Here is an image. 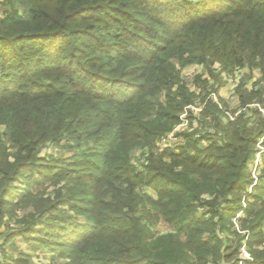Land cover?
<instances>
[{
    "label": "trees",
    "instance_id": "1",
    "mask_svg": "<svg viewBox=\"0 0 264 264\" xmlns=\"http://www.w3.org/2000/svg\"><path fill=\"white\" fill-rule=\"evenodd\" d=\"M210 2H0V226L26 211L3 235L32 253L0 255V264H34L41 250L59 264H239V213L254 259L242 264H264L255 247L264 243L263 176L249 192L264 139V114L250 105L264 106V89L238 87L244 111L234 120L207 93L214 136L183 133L179 152L152 153L142 172L132 164L137 147L151 151L196 104L182 68L214 75L221 61L264 74V0ZM196 83L208 87L202 76ZM203 139L212 140L205 149ZM69 144V158L45 152ZM160 222L175 231L155 233Z\"/></svg>",
    "mask_w": 264,
    "mask_h": 264
},
{
    "label": "rangeland",
    "instance_id": "2",
    "mask_svg": "<svg viewBox=\"0 0 264 264\" xmlns=\"http://www.w3.org/2000/svg\"><path fill=\"white\" fill-rule=\"evenodd\" d=\"M2 0H0L1 2ZM191 2L193 4H202V6H208L211 0H184V2ZM207 3V4H206ZM1 9V6H0ZM3 11V9H2ZM181 66V65H180ZM181 68V67H180ZM208 67L206 65H200V64H193L190 66H187L185 68H182L181 73L184 77L185 82L189 85L191 90L196 92L198 95V98L196 99V104L191 105V107L186 111V109L181 114L180 120L181 122L174 127V129L163 136L162 139H159L155 142V146L152 147L151 151L149 147H137L131 155L132 158V164L139 170V172H142L145 167L149 164V158L150 155L153 153L156 155V157L159 154H162V152L168 148L174 149L179 152L177 149L179 145H185V140L183 139V136L181 134L186 132H197L198 137L206 135L208 137L214 136L216 133L215 127L210 123V117L205 118L203 117V109L206 105L207 100L203 103L201 100V97H204L207 93H211L208 98H213L216 102L219 103V99L222 98L223 102L221 101L220 106L224 110H226L227 117L229 119L234 120L236 116L239 115L240 112H243L241 107V100L239 93L237 92L238 87L244 83V86L249 91L255 92L264 89V74L261 71L260 68H254L249 66V64H246L243 68H233L231 70H225L221 64V61H215L212 65V68L214 70V75L210 73L211 69H207ZM209 70V71H208ZM202 76L203 80H208V87L202 86L203 84H197L196 79ZM214 76V77H213ZM217 79V80H216ZM224 82V86L228 88L229 93L228 94H220V89H222L224 86H222L219 91L213 92L212 86H217L220 82ZM219 82V83H218ZM216 88V87H215ZM226 88V89H227ZM202 95V96H201ZM224 96V99L223 97ZM264 97V94H263ZM251 107H257L259 108L262 113L264 114V106L258 102L255 99V103L250 105ZM186 120V125L182 126L183 122L182 120ZM5 132V127H0V136H3ZM166 141V143L163 142V139L167 136H170ZM5 141V137L3 138ZM264 139H261V141L258 143V153L256 154L255 158L251 160L250 162V171H251V177L253 179L252 185L249 187V192L252 190V186L256 184L260 177L263 176L264 180ZM212 143V140L210 141L208 139H203L201 146L202 148H207ZM74 145H61L59 147L49 146L45 149V152L55 155H64L65 158H69L74 153ZM191 151V150H190ZM192 153H195V151H192ZM169 160V159H168ZM53 188V186L51 187ZM146 192L150 193L154 197H156V193L151 188L144 189ZM205 198H211L210 195L206 194ZM245 197L243 198V205L247 206V202L245 201ZM24 213L26 211H18L17 216L14 218H7L6 224L4 223L3 226H0V255L5 256L7 255V258H20L22 253L25 254H32L30 247L23 239L17 240V243L15 245L11 244H5L4 242V235L5 232H8L10 229H18L20 225V220L23 218ZM244 215H241L239 213L236 217L233 218V224L235 227V230L238 231V233L243 234L244 237V245L240 248L237 258L240 260L239 264H242L244 261L251 262L253 261V254L251 252V247L249 246L250 241V235H246V231H240L241 224L239 222V218ZM84 222V220H83ZM155 233H168V232H174L175 229L173 226H170L164 222L158 223L153 228ZM261 233L264 234V227L261 230ZM226 234L229 238H235V235H230L229 231H226ZM259 249H264V243L262 246H255ZM53 253L45 251H39L37 254L32 255V261L34 264H51V262L55 264L62 263L61 260H58L57 258L53 260L52 258ZM235 261L229 262L226 264H234Z\"/></svg>",
    "mask_w": 264,
    "mask_h": 264
},
{
    "label": "built area",
    "instance_id": "3",
    "mask_svg": "<svg viewBox=\"0 0 264 264\" xmlns=\"http://www.w3.org/2000/svg\"><path fill=\"white\" fill-rule=\"evenodd\" d=\"M190 107H191V106H189L188 108H186V111H187ZM182 122H183L182 126H185V125H186V120L183 119ZM171 136H172V135L165 137V138L163 139V142L166 143V141H167L168 139H171V138H168V137H171Z\"/></svg>",
    "mask_w": 264,
    "mask_h": 264
},
{
    "label": "crops",
    "instance_id": "4",
    "mask_svg": "<svg viewBox=\"0 0 264 264\" xmlns=\"http://www.w3.org/2000/svg\"><path fill=\"white\" fill-rule=\"evenodd\" d=\"M227 87L226 86H224L222 89H220V94L221 95H223V94H228L229 93V91H228V88L226 89ZM223 93V94H222ZM223 97V99H224V96H222ZM187 123V122H186Z\"/></svg>",
    "mask_w": 264,
    "mask_h": 264
}]
</instances>
